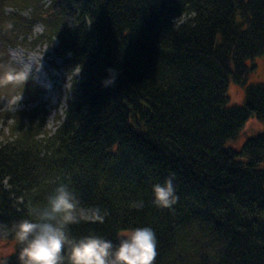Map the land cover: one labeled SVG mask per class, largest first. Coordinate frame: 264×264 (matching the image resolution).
<instances>
[{
  "label": "trees",
  "instance_id": "1",
  "mask_svg": "<svg viewBox=\"0 0 264 264\" xmlns=\"http://www.w3.org/2000/svg\"><path fill=\"white\" fill-rule=\"evenodd\" d=\"M0 2L14 10L4 21L0 9V28L41 24L35 44L54 45V69L72 79L54 131L43 107L0 119V241H17L13 226L64 183L109 213L71 225L77 239L118 244L150 227L154 264H264V133L226 147L251 119L264 123V83L246 86L241 107L227 97L264 57V0ZM171 174L179 200L159 208L153 185ZM22 247L0 264H21Z\"/></svg>",
  "mask_w": 264,
  "mask_h": 264
},
{
  "label": "clouds",
  "instance_id": "2",
  "mask_svg": "<svg viewBox=\"0 0 264 264\" xmlns=\"http://www.w3.org/2000/svg\"><path fill=\"white\" fill-rule=\"evenodd\" d=\"M21 77L26 81L28 72L6 71L0 77V85L17 83ZM174 180L175 174H171L163 184L153 185L155 206L172 209L178 202ZM131 206L141 209L143 201ZM108 214L98 206H82L67 184H59L43 206L31 210L30 216L34 218L21 219L11 230L23 245L19 257L21 264H65L66 250H70L71 264H154L158 255L157 239L150 227L121 233L118 244L97 235L79 239L71 235V225L81 221L104 223ZM8 232L7 226H0V235L6 237Z\"/></svg>",
  "mask_w": 264,
  "mask_h": 264
},
{
  "label": "rangeland",
  "instance_id": "3",
  "mask_svg": "<svg viewBox=\"0 0 264 264\" xmlns=\"http://www.w3.org/2000/svg\"><path fill=\"white\" fill-rule=\"evenodd\" d=\"M0 3L1 19L5 21L14 10L5 8L3 3ZM28 13L29 10L23 11L21 16H27ZM181 19L184 20L183 17ZM42 30L43 26L39 23L29 32L27 29L15 31L6 24L0 28V77L9 70H15L17 73L28 72L26 81L21 77L17 83L0 85V119L7 114L14 115L35 107H43L48 113L45 118L46 130L54 131L58 124L55 122V116H63L72 79L63 70L54 69L59 65V60L54 62V45L35 44ZM250 65H253L254 69L246 76L245 86L229 84V107H241L244 104L246 86L264 83V57L248 62L247 66ZM74 74L78 77L77 71ZM7 124L9 122L0 123V143H5L8 136ZM261 133H264V123L251 119L235 140L227 142L226 147L238 151L247 139ZM16 245L15 240L0 241V260L11 256Z\"/></svg>",
  "mask_w": 264,
  "mask_h": 264
}]
</instances>
